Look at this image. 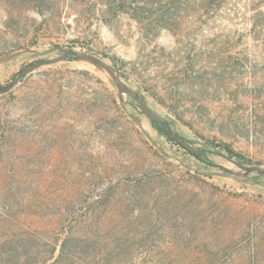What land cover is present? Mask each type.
<instances>
[{
	"label": "rangeland",
	"instance_id": "1",
	"mask_svg": "<svg viewBox=\"0 0 264 264\" xmlns=\"http://www.w3.org/2000/svg\"><path fill=\"white\" fill-rule=\"evenodd\" d=\"M263 15L264 0H0V87L55 47L95 54L208 163L96 69L41 68L0 96V264H38L71 226L90 257L110 241L132 264H264V177L223 176L242 170L207 144L264 167Z\"/></svg>",
	"mask_w": 264,
	"mask_h": 264
},
{
	"label": "water",
	"instance_id": "2",
	"mask_svg": "<svg viewBox=\"0 0 264 264\" xmlns=\"http://www.w3.org/2000/svg\"><path fill=\"white\" fill-rule=\"evenodd\" d=\"M52 53L58 54L56 57L42 58L27 65L13 81H11L5 86L0 87V96L11 92L13 88L20 84L24 79H26L27 76L41 68L49 67L61 62H77L88 64L93 66L97 71L105 74L111 80L112 84L117 89L118 98L122 104L128 103L125 100V96L134 100L139 113L146 116L152 122L153 125H156L157 130L160 133L163 132L167 137H169L171 140L176 141L191 153L200 156L203 150L195 149L193 141H190L176 133L170 127V121L167 118L163 117L161 114L157 113L155 110H153L147 103V100L142 95V93L138 90L131 88L120 75L119 71L115 68L114 65L108 63L103 58L95 54L86 51L76 50L73 48L66 49L63 47H55L47 52V54ZM12 57L0 59V61ZM234 163L242 170V172H235L229 168L220 166L219 168L224 171L222 173L223 176L229 177L234 180H239L240 177L245 178L250 174L255 173L260 177H264V167L260 165H246L238 160L234 161ZM250 183L253 184L254 182Z\"/></svg>",
	"mask_w": 264,
	"mask_h": 264
},
{
	"label": "trees",
	"instance_id": "3",
	"mask_svg": "<svg viewBox=\"0 0 264 264\" xmlns=\"http://www.w3.org/2000/svg\"><path fill=\"white\" fill-rule=\"evenodd\" d=\"M114 66L118 70V66L116 63ZM154 126L157 128L156 125ZM161 134L165 136L166 139L171 143L181 147L189 154L197 157L198 160H200L203 164L205 165L208 164L206 161H203L200 156L191 153L176 141L171 140L163 132H161ZM207 144L219 148L230 159L239 160L244 164H250V163L252 164V162L249 159H247L244 155L237 153L230 145L224 143L216 144L214 141L212 142L208 141ZM139 184H141V182H139ZM76 231H77L76 227L71 226L69 230L66 232V236L63 239L58 240L56 244L53 245L52 243H44L41 259L38 260V264H132L133 262H135V259L131 256L117 257L116 255H113L112 254L113 251L116 250L119 251V246L121 245H116V244L114 245L110 241L108 242L96 241L93 250L98 251L99 254H97L94 257H90L88 255L90 249L89 247L90 237L85 233V235L81 237L80 240L76 236L77 233ZM116 231L117 229H112L109 232L114 234L116 233ZM202 264H211V263L202 262Z\"/></svg>",
	"mask_w": 264,
	"mask_h": 264
},
{
	"label": "bare ground",
	"instance_id": "4",
	"mask_svg": "<svg viewBox=\"0 0 264 264\" xmlns=\"http://www.w3.org/2000/svg\"><path fill=\"white\" fill-rule=\"evenodd\" d=\"M80 64H82V65H85V66H87V67H90L91 69L93 68V69H95L93 66H91V65H88V64H84V63H80ZM99 72V71H98ZM101 73V72H100ZM101 74H103V73H101ZM103 75H105V74H103ZM106 76V75H105ZM107 77V76H106Z\"/></svg>",
	"mask_w": 264,
	"mask_h": 264
}]
</instances>
